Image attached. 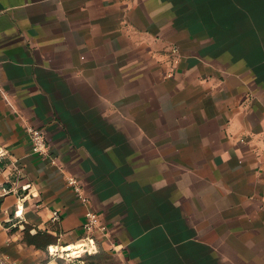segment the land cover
Masks as SVG:
<instances>
[{
    "label": "crops",
    "instance_id": "0c3cea01",
    "mask_svg": "<svg viewBox=\"0 0 264 264\" xmlns=\"http://www.w3.org/2000/svg\"><path fill=\"white\" fill-rule=\"evenodd\" d=\"M0 149L1 257L264 264V0H0Z\"/></svg>",
    "mask_w": 264,
    "mask_h": 264
},
{
    "label": "built area",
    "instance_id": "2783aa9c",
    "mask_svg": "<svg viewBox=\"0 0 264 264\" xmlns=\"http://www.w3.org/2000/svg\"><path fill=\"white\" fill-rule=\"evenodd\" d=\"M28 136L31 144V151L33 154H37L41 157H50L51 158V164L56 165L55 159L51 156L50 154V149L48 145L46 144L45 137L42 134L41 131L33 129V128H28ZM4 151L0 149V156L4 155ZM66 183L68 186H70L77 197L83 201L84 203H89L88 197L85 195V193L82 190L80 182L72 177L68 176L66 177ZM3 193L6 191L2 189ZM53 217L52 219L57 221L59 219V215L56 212H53ZM83 229H84V236H82L78 242H76L74 245H72L73 249L75 251L79 252L80 254H87V255H93L97 253L98 250V241H97V235H101L102 237L106 235V226L102 222L100 215L92 210L89 209L86 212L85 220L83 223ZM64 247H57L55 248H50L49 249V254L52 257H62L63 255L68 256L71 250L69 251H61V249ZM70 258H75L76 255L74 256H69ZM0 264H21L18 261L15 260H9L5 257L0 256Z\"/></svg>",
    "mask_w": 264,
    "mask_h": 264
},
{
    "label": "rangeland",
    "instance_id": "374dc122",
    "mask_svg": "<svg viewBox=\"0 0 264 264\" xmlns=\"http://www.w3.org/2000/svg\"><path fill=\"white\" fill-rule=\"evenodd\" d=\"M174 51H175V49L173 48L172 49V52H174ZM80 183H81V187H82L83 192H85V195L88 194L84 190V186H83L82 181H80ZM95 183H96V181H95ZM90 191H93V189L91 187H90ZM88 196L87 197L90 198V195H88ZM97 213L100 215L102 222L105 224V226H106V233H107L108 232V227H107L106 221L104 220V217H103L102 213H100L98 211H97ZM83 255H87V254H83ZM86 260L89 261V259H86ZM93 261H94V259H93ZM97 263L98 264H120V262L118 260H116L114 258H111V257H104V256H102L100 258H97Z\"/></svg>",
    "mask_w": 264,
    "mask_h": 264
},
{
    "label": "bare ground",
    "instance_id": "6f19581e",
    "mask_svg": "<svg viewBox=\"0 0 264 264\" xmlns=\"http://www.w3.org/2000/svg\"><path fill=\"white\" fill-rule=\"evenodd\" d=\"M72 249V251L71 252H68L69 253V255L68 256H73L74 254H78L79 252L78 251H75V249H73V247L72 246H70V247H64V248H62L61 249V251H69V250H71Z\"/></svg>",
    "mask_w": 264,
    "mask_h": 264
}]
</instances>
